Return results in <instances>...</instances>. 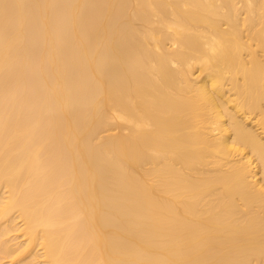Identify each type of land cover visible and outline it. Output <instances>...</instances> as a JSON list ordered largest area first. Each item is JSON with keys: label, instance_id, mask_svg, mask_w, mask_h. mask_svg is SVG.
Instances as JSON below:
<instances>
[{"label": "bare ground", "instance_id": "bare-ground-1", "mask_svg": "<svg viewBox=\"0 0 264 264\" xmlns=\"http://www.w3.org/2000/svg\"><path fill=\"white\" fill-rule=\"evenodd\" d=\"M0 264H264V0H0Z\"/></svg>", "mask_w": 264, "mask_h": 264}]
</instances>
